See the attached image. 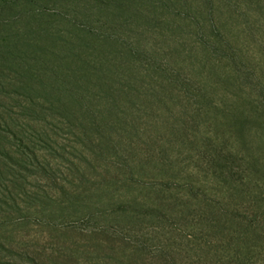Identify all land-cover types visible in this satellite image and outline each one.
<instances>
[{
    "label": "rangeland",
    "instance_id": "374dc122",
    "mask_svg": "<svg viewBox=\"0 0 264 264\" xmlns=\"http://www.w3.org/2000/svg\"><path fill=\"white\" fill-rule=\"evenodd\" d=\"M138 1L72 116L0 64V264H264V0Z\"/></svg>",
    "mask_w": 264,
    "mask_h": 264
},
{
    "label": "trees",
    "instance_id": "16d2710c",
    "mask_svg": "<svg viewBox=\"0 0 264 264\" xmlns=\"http://www.w3.org/2000/svg\"><path fill=\"white\" fill-rule=\"evenodd\" d=\"M23 2L31 11L25 15L22 32L14 25L1 28L0 64H7L11 72L23 78L22 84L28 91L34 90L35 82L43 84L39 92L45 94L46 111L58 116H72L75 108L76 113L82 110L86 91L105 79L101 71L103 62L91 54L103 47V41L97 36L98 30L93 27H104L107 23H103V19L114 26L118 19L126 20V16L138 14L139 1ZM41 2L45 7L36 9V4ZM0 4L5 9L2 1Z\"/></svg>",
    "mask_w": 264,
    "mask_h": 264
}]
</instances>
